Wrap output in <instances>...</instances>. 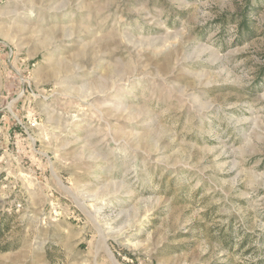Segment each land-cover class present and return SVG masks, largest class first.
Wrapping results in <instances>:
<instances>
[{
	"label": "rangeland",
	"instance_id": "1",
	"mask_svg": "<svg viewBox=\"0 0 264 264\" xmlns=\"http://www.w3.org/2000/svg\"><path fill=\"white\" fill-rule=\"evenodd\" d=\"M0 264H264V0H0Z\"/></svg>",
	"mask_w": 264,
	"mask_h": 264
},
{
	"label": "built area",
	"instance_id": "2",
	"mask_svg": "<svg viewBox=\"0 0 264 264\" xmlns=\"http://www.w3.org/2000/svg\"><path fill=\"white\" fill-rule=\"evenodd\" d=\"M37 125H38V122H37V120L35 118L34 119H30L29 123H28V128H36ZM21 206H22V204L19 203L18 207H21Z\"/></svg>",
	"mask_w": 264,
	"mask_h": 264
}]
</instances>
